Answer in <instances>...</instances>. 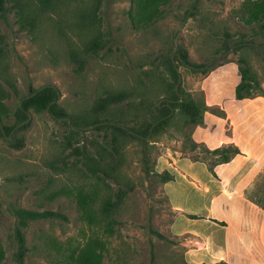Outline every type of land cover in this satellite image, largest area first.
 Instances as JSON below:
<instances>
[{"label":"rangeland","instance_id":"374dc122","mask_svg":"<svg viewBox=\"0 0 264 264\" xmlns=\"http://www.w3.org/2000/svg\"><path fill=\"white\" fill-rule=\"evenodd\" d=\"M7 1L8 12L0 17V34L6 47L0 59V89L8 109V118L0 125L8 129L0 134L3 264L15 263L18 232L24 239L26 264H62L63 249L87 235L74 201L59 194L61 189L84 184L85 174L80 169L53 168V162L67 155L62 148L65 122H80L100 96L121 90L142 93L146 91L141 84L149 87L156 83L147 91L154 98L160 94L158 82L168 77L165 64L169 59L177 66L185 94L205 105L203 87L219 88L222 97L231 94L237 81L233 65L238 66L240 59L250 66L263 89L264 53L255 49L260 47L261 39L253 36L252 27L241 20V0H172L165 19L141 31L135 30L129 20L131 0H101L93 29L83 22L92 9L91 0H63L55 12L38 14L34 27H30L31 5L26 6L27 0ZM19 8L24 13L20 20ZM97 35L104 43L103 49L94 55L84 53L86 44ZM71 50L78 54V62L70 59ZM181 56L186 58L182 64L177 60ZM223 65L229 67L214 73ZM207 77L209 80L203 83ZM45 87L56 90L54 103L67 114L65 122L47 111L31 110L28 119L18 124L14 115L20 99ZM225 105L231 109L230 103ZM206 108L216 116L224 115L220 107ZM236 123L239 145L244 148L246 138L252 139L250 147L262 144L257 119ZM192 130V126L184 128L175 116L153 139L146 167L136 143L125 151L119 178L130 185V191L126 189L115 216L116 232L109 241L104 264H186L185 240L170 231L175 213L164 195L163 184L153 174L146 175L145 170L161 173L158 158L166 149L204 161L211 169L219 165L221 158L195 142ZM186 135L197 144L196 148ZM245 184L244 197L264 206V164L252 167ZM15 210L48 215L20 226Z\"/></svg>","mask_w":264,"mask_h":264},{"label":"trees","instance_id":"16d2710c","mask_svg":"<svg viewBox=\"0 0 264 264\" xmlns=\"http://www.w3.org/2000/svg\"><path fill=\"white\" fill-rule=\"evenodd\" d=\"M63 0H27L26 6L31 5L28 19L30 27H34L38 14L55 12ZM93 5L89 13L83 17V22L94 28L98 18L101 0H91ZM172 0H131L132 8L129 11V20L132 27L137 30H147L166 17V7ZM7 0H0V17L8 12ZM29 9V8H28ZM239 13L241 20L251 28L253 36L261 39L258 52L264 53V0H241ZM19 20L23 19V8L17 10ZM27 21V19H25ZM104 43L99 35L94 36L85 46L84 53L97 54L103 49ZM244 42H239L243 45ZM6 53L3 36L0 34V59ZM70 59L79 61L78 54L71 50ZM178 63L186 58L177 57ZM166 74L168 77L158 82L160 94L154 98L147 94L150 86L141 84L146 92L135 93L134 90L109 91L100 96L89 112L80 118V122L69 124L65 122L67 114L54 103L57 96L52 87H45L34 94L21 98L14 119L23 123L28 119V112H45L51 114L56 120H62L67 131L62 138L65 157L53 162V168L80 169L86 181L82 185H73L61 189L59 194L70 197L75 205L78 218L87 227V235L76 244H68L62 252V264H104L109 254V241L114 236L117 225L116 214L126 189L130 185L119 178L125 151L129 145L136 143L142 155L143 166L146 167L150 152L153 150V140L159 133L168 127L170 121L176 116L182 120L183 127H196L203 124L206 105L197 102L185 94L179 84L177 66L171 59L167 60ZM240 80L235 87V99L245 100L257 96L264 97L259 80L252 72L250 66L240 59L238 62ZM4 94L0 89V125L8 118V109L3 104ZM162 100V103H159ZM6 127L0 128V134ZM191 137L186 139L193 143ZM207 151V150H206ZM211 154L218 156L221 163L230 161L239 154L237 148L228 146L215 149ZM198 161V160H194ZM213 172V169L209 167ZM146 175L153 174L160 183L165 184L174 178L167 171L161 173L145 170ZM20 226L27 220L47 218L48 212H33L28 210H15ZM192 218H195L192 216ZM19 251L15 255L14 264H26L22 247L24 239L18 232ZM5 261V250L0 241V264ZM216 264H227L219 262Z\"/></svg>","mask_w":264,"mask_h":264},{"label":"crops","instance_id":"0c3cea01","mask_svg":"<svg viewBox=\"0 0 264 264\" xmlns=\"http://www.w3.org/2000/svg\"><path fill=\"white\" fill-rule=\"evenodd\" d=\"M233 66L237 81L227 97L219 94V88L203 87L206 106L220 107L224 115L206 111L203 124L193 127L191 137L209 151L230 145L239 154L217 165L213 172L204 161H194L175 150L166 149L158 158L159 171L174 178L163 184V192L175 213L170 231L185 240L186 264H264V206L244 197L252 167L264 164V97L236 100L240 75L238 66ZM227 67L220 66L214 73ZM225 103H230L231 109ZM256 119L262 144L250 147L252 139L246 138L243 148L237 143L236 121ZM245 127L249 129L247 124Z\"/></svg>","mask_w":264,"mask_h":264},{"label":"water","instance_id":"95a60500","mask_svg":"<svg viewBox=\"0 0 264 264\" xmlns=\"http://www.w3.org/2000/svg\"><path fill=\"white\" fill-rule=\"evenodd\" d=\"M28 116H29V113H28Z\"/></svg>","mask_w":264,"mask_h":264}]
</instances>
